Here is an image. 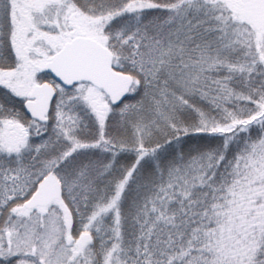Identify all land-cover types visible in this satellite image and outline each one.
I'll return each instance as SVG.
<instances>
[{
    "label": "snow or ice",
    "instance_id": "snow-or-ice-1",
    "mask_svg": "<svg viewBox=\"0 0 264 264\" xmlns=\"http://www.w3.org/2000/svg\"><path fill=\"white\" fill-rule=\"evenodd\" d=\"M0 264H264V0H0Z\"/></svg>",
    "mask_w": 264,
    "mask_h": 264
}]
</instances>
